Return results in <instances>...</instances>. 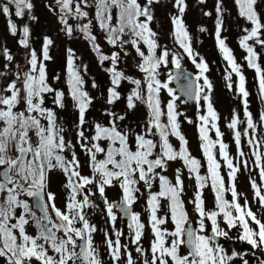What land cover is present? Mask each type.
<instances>
[{"label":"snow or ice","instance_id":"6c2138e0","mask_svg":"<svg viewBox=\"0 0 264 264\" xmlns=\"http://www.w3.org/2000/svg\"><path fill=\"white\" fill-rule=\"evenodd\" d=\"M205 0H198L204 3ZM59 6V20L64 26L62 30L68 36L73 33V26L69 18L81 20L89 17L85 9H95L94 19L101 30L106 33L107 42L118 47L128 55L126 46L131 45L141 58L139 70L144 73L143 81L126 76L123 71L117 70L120 60V51L106 55L96 42L97 37L92 34V20L83 25H76L83 32L91 46L97 53L101 63L111 61L112 67L107 69L111 73L113 87L109 89L108 104H115L121 98L118 88L122 81H129L135 87L126 97V107L129 111L137 107V102L146 106L147 118L141 126L140 132H131L120 122L126 119L125 114L107 111V124L96 122L91 125V131L86 125V112L92 104V97L84 90L85 81L80 69L76 65L75 54L69 49L66 68V84L72 100L78 109V122L75 127V143L66 138V129L57 123V115L53 108L46 106V97H53L52 103L63 108L65 92L49 83L46 61L52 57L49 54L53 44L51 38L45 37L41 56L38 57L33 49L28 60V70L24 71L17 64L16 70L11 73L13 78L0 87V258L5 264H103L93 242V233L97 231L94 224L88 219L86 209L93 207L90 196L95 193L85 191L89 185H95L103 197L106 187L114 186V182L122 190V199L119 202H108L106 211L113 227L117 216L114 209H119L130 223L128 228L132 233V242L137 245L136 252L141 255L145 250L140 246L144 235L145 224L140 215L132 212L131 207L136 202V193L140 191L137 185H143L151 190L153 183L159 181V191L150 192L147 204L149 206V223L154 240L151 243L150 258L143 264H232L236 257H240L242 264H249L243 253L235 250L229 254L218 242L219 237L229 238L228 231L221 226L218 218L222 217L227 228L242 229L239 240L246 242L252 249L264 250V219L258 218L245 200L241 204L240 193L236 188V176L240 171V164L234 163L229 155V145L223 142V133L216 121L219 120L211 102L212 84L206 73L209 66L199 53L195 52L191 36L184 22V13L188 8L186 0H173V7L177 15L171 17L173 37L199 70L188 84L182 87L186 97L182 103L189 100L197 105L203 100L206 104V114L198 116L200 139L207 158V176L200 175L201 163L192 157L187 149L188 141L180 131L177 101L180 96L170 84L180 78L179 73L168 74L167 80L162 81L160 69L171 62L177 70L182 68V54L172 52L159 44L158 33L151 27L154 20V5L160 0H55ZM238 15L246 20L251 27L244 28V35L239 45L247 53L245 60L248 67L255 70L258 78V87L261 97L264 98V67L260 64L261 54L257 46L264 48V19L257 11L258 0H234ZM14 15L23 17L25 9L31 11V0H6L0 3V12L8 17L10 32L15 35L17 26L12 21ZM217 14L215 36L219 50L230 66L227 73L228 87L232 88V74L238 77V93L243 98L246 122H242L238 114L233 115L228 128L233 130L239 156L245 153L240 147L242 133L238 126L246 123L243 136L248 137L254 163L259 168L261 180H264V143L256 139L258 125L248 111L249 92L246 89V77L242 66L237 63L233 51L226 43V37L221 33L225 30L223 14V0H216ZM212 13L205 12L210 16ZM31 19H36L32 16ZM200 31H206L201 28ZM23 39L19 43L29 46L30 29L25 25L22 29ZM144 45L147 49L141 47ZM159 54L157 53V50ZM5 63L0 78L9 76V66L13 56L7 48L3 49ZM199 57V59H198ZM187 79V77H185ZM59 80V75L53 77ZM203 80V84L200 81ZM93 87H96L93 82ZM166 91L170 99L162 104L161 92ZM23 104V108L19 105ZM264 122V113L260 115ZM192 123L191 120L188 121ZM215 130L219 139L213 140L209 132ZM251 133L250 134V131ZM174 136L181 142L177 151L169 137ZM158 137L159 139H155ZM106 142V144L104 143ZM219 146V153L228 169L229 186L226 188L224 177L220 173L221 163L216 159L214 149ZM79 147L88 157V164L92 170L91 176L82 175L81 161L76 148ZM103 154V159H98ZM181 159L190 172L195 173L198 191L194 198L195 207L199 213L198 228H193L189 222V215L185 211L181 194L184 190L183 180L179 169L173 183L166 175L169 161ZM245 167L246 160L242 161ZM54 170L62 172L66 178L65 188L69 190L65 207H57L56 194L48 190L49 174ZM160 170V171H158ZM215 192L216 209L206 210L202 190L207 182ZM254 195L260 206L264 207V185H257L252 181ZM230 192L232 200L225 198V192ZM26 198H33L41 215L37 216ZM161 199L169 201L171 221L174 230L169 231L162 227L168 222V217L158 215ZM49 208L51 212H49ZM19 210V211H18ZM53 215L55 219H53ZM211 221V233L208 234L205 221ZM32 223L37 234L27 231ZM254 225V226H253ZM106 235V244L113 264H120L123 248L127 264H136L132 253L127 251V245H122L120 237L122 231H115V239ZM169 238H171L169 240ZM79 241V243H78ZM186 248V253L182 252ZM52 253V254H50ZM264 264V260L260 262Z\"/></svg>","mask_w":264,"mask_h":264},{"label":"rangeland","instance_id":"374dc122","mask_svg":"<svg viewBox=\"0 0 264 264\" xmlns=\"http://www.w3.org/2000/svg\"><path fill=\"white\" fill-rule=\"evenodd\" d=\"M5 2L6 0H3L0 3ZM31 3L33 4V8L31 11L26 9L23 17H16L14 15V6H10L13 12L11 19L17 26V32L15 35H13L9 30L8 17L0 12V71H3L4 64L8 63L4 58L3 49L7 48L13 56V61L11 62L8 70L9 76L7 79L0 78V87H4L6 83L13 78L11 73L16 70L15 66L17 64H19L21 69L24 71L28 70V60L30 59L31 51L34 49L38 57L41 56V50L45 37H48L53 40V44L49 49V54L52 59L45 62L47 65L49 83L52 84L53 87L65 92V106L63 108H58L54 105L52 103L53 97L51 95L46 97V106L53 108L56 112L57 123L60 121V112L64 111L67 106L70 107L72 117L68 116L66 123L64 124L67 128L65 132L66 138L72 139L75 143V127L78 122V109L76 108L75 101H73L69 95L68 86L66 84V68L69 49H71L75 54L76 65L80 69L81 75L85 77V84L90 81L88 87L89 90L86 89L87 86L84 85V90L88 91L89 95L92 97V104L86 112V120L89 122L86 127L91 129V125L96 122L107 124L109 117L106 115V112L114 111L119 114H127L126 119L120 122L122 127L126 126L130 130V133L134 131L140 132L141 126L147 118V108L144 104L137 102V107L135 109L131 111L127 109L126 97L134 88L132 84L122 81L118 88V91L121 94L120 100H118L115 104H108L109 89L113 87L111 83V73L107 71V69L112 67L111 61H104L103 63L100 62L97 53L93 48H90L91 42L86 38L83 32L73 26L75 23L73 19H69V24L73 26L72 35L68 36L66 32L62 30L64 26L59 20V6L56 5L55 0H31ZM186 3L188 4V8L184 13L183 19L186 26L190 29L189 32L192 47L195 52L199 53L200 57H203L209 66V71L206 75L212 84L211 102L219 116V120L216 121V123L218 124L220 131L223 133V142L229 145V155L234 158V163L240 164V171L237 173L235 181L237 191L240 193L239 202L244 204L245 200H247L252 211L254 210L253 212L257 214L258 218L264 219V207L260 206L258 199L254 195L255 190L252 187V181H255L257 185H264V180H261L259 168L255 165L254 157L251 155L250 147L247 144L248 137L243 136L246 123H241L238 126L242 133L240 147L245 153L242 158L238 153L233 130L227 127L233 118L234 113L239 115L242 122H246L247 116L244 111L243 98L238 93V77L235 74H232V88L229 89L228 87L229 81L226 79V75L231 71V69L227 61L224 59L223 54L219 50L215 36L217 19L215 11L216 0H205L204 3H198V0H186ZM223 7L226 9L223 14L225 30L221 33V36L226 37L228 47L232 49L237 63L242 66V72L246 77V89L249 92V96L247 98L248 111L252 113L253 120L258 125L255 137L264 143V122H261L259 119L260 115L264 113V98L261 97L259 92L258 78L255 70L248 67L247 61L245 60L247 53L239 45L241 36L245 34L243 29L250 28V25L246 20L238 15L237 6L235 5L234 0H223ZM159 9L160 11L156 18H159L158 26H162L166 31L164 36L165 44L169 45L172 43L174 45H172L173 52H180L182 54V66L192 70L195 75L198 74L199 70L192 63L191 59L183 53V49H181L175 42L172 35L173 24L171 17L173 15H177V9L173 7V4L172 11L167 12L161 7H159ZM257 11L261 13L262 19H264V0H258ZM205 12H210L212 14L210 16H206L204 15ZM32 16L36 17V19H31L30 17ZM78 24L83 25L81 20L77 21V25ZM25 25H27L30 29L29 46L27 48L19 43V41L23 39L22 29ZM95 25H98L96 20ZM95 25L92 26V32L96 31ZM201 28L206 29V31H200ZM96 34L98 38H104L100 39L101 43L99 44L104 54L111 55L113 52L120 51V60L117 64V70L123 71L126 76L141 79L143 81L145 74L138 68V65L141 62L138 60L139 57L137 54H131L130 47H126L128 55H124V52L118 47H114L107 42L106 35L103 31H97ZM82 52L87 56V63L81 61ZM257 52L261 54L260 64L264 67V48L257 46ZM169 61L170 62L166 67H161L159 78L162 81L167 80L169 73L173 74V68L175 65L171 62V55ZM56 75H59V80L53 79ZM93 82H95L96 87L92 86ZM200 83L203 84V80H201ZM129 87L130 89L127 90ZM170 87H173L176 90L173 82L170 84ZM164 92L165 95L163 97L161 96L162 104L166 103L170 99L167 92ZM177 95H179L178 92ZM183 100L185 99L180 96V100L177 101L178 111L182 113L179 117L180 131L188 141L187 149L189 153L201 163V167L199 169L200 175L207 176L209 175L206 167L207 161L202 148L203 141L200 139V133L198 130L200 123L198 116L206 114V104L203 100L200 101L199 105H197L196 102L194 104L182 103ZM21 106H23V104H21ZM189 120H191L192 123H189ZM249 131L250 134H252L251 130ZM209 135L213 140L219 139L216 136L214 129L210 130ZM155 139L158 140L159 138L156 137ZM169 139L173 144V147L178 151L181 148V142L174 136H170ZM76 151L81 161L82 175L91 176L92 170L86 160L87 155L82 152L79 147L76 148ZM213 151L214 154L218 155V161L221 163L220 173L224 177L225 186L227 188L230 183L227 175L228 169L223 157L219 153V146L217 145ZM243 160L247 161V167L243 165ZM177 169H179V174L184 185L181 199L184 201L185 211L189 215V222L194 223L195 227L198 228L199 213L195 207V203L193 202L198 191V183L195 178V173L190 172L188 166H186L181 159H177L169 161L167 164V170L161 174L166 175L169 180L175 183ZM65 183L66 178L59 170H54L49 174L48 190L56 194L57 207L62 210L65 207L68 197L66 194L67 188L64 187ZM137 187L140 191L136 193L137 199L133 206L134 212L140 215L141 222L145 224L144 235L140 241V246L145 250L144 255L136 252L135 249L137 245L132 242V233L128 228L129 223L121 217L120 213L116 209L113 210L117 216L115 227H113V224L109 219L107 220V205L105 197L108 202H114L116 200L119 201L122 199V190L120 187L116 185L106 187L103 197L100 195L95 185H89L85 190L95 193L94 196H90L93 207L86 210L94 212L93 215L90 213L87 214L90 223L94 224L97 228V231L93 233V242L99 252L103 264H113L109 255L108 246L105 242V234L114 240L116 238L115 231L117 230L123 232V235L120 237L121 244L127 245V251L132 253L136 264H143L144 259L150 258L151 243L154 240V235L151 231L149 223L150 212L147 200L150 192L159 191V181L157 180L153 183L151 190L147 189L143 185V182H140ZM202 192L206 210H217L215 192L211 186L210 179ZM225 198L231 201V193L226 191ZM26 199L32 206L33 211L36 212V215L39 216V213L36 211L32 203V198ZM158 215L168 217V222L162 227L169 231L174 230L175 225L170 218L169 201L161 199V207ZM218 219L220 220L221 226L228 231L230 237V239L220 237L221 241H219V243L229 254H231L233 250L238 253H243V258L247 259L249 264H260V262L264 260V250L259 248L252 249L246 242L239 240V235L242 231L239 226L229 229L224 224L222 217ZM205 223L207 232L210 234L212 227L211 221L206 220ZM27 231L32 235L37 234V229L32 223L27 226ZM170 239L171 238H169V240ZM124 251L125 250L122 248L120 264H127ZM186 251V248H182V252L186 253ZM0 264H5L4 258H0ZM232 264H242V260L238 256L232 261Z\"/></svg>","mask_w":264,"mask_h":264},{"label":"trees","instance_id":"16d2710c","mask_svg":"<svg viewBox=\"0 0 264 264\" xmlns=\"http://www.w3.org/2000/svg\"><path fill=\"white\" fill-rule=\"evenodd\" d=\"M172 4H173V0H160V3L159 4H156V5H154L153 7H154V19L157 17V14L159 13V11H160V9H159V7H161V8H164L165 9V11H172ZM26 10V9H25ZM86 11H88L89 12V17L87 18V19H81V21H82V23L83 24H85V23H87L88 22V19H91L92 20V26L93 25H95V19H94V16H95V9H94V7L93 8H87V9H85ZM159 17V16H158ZM69 19H72V18H69ZM74 21H75V23L73 24V26L75 27V28H77L76 27V25H77V21L78 20H76V19H73ZM158 20H159V18H156L154 21H152V24H151V27H152V29L154 30V31H156L157 33H158V36H157V39H158V42H159V44L161 45V46H163V47H166L169 51H170V53H172L173 52V48H172V43H170L169 45H167V44H165V33H166V31L164 30V28L162 27V26H158ZM250 25V24H249ZM95 27H96V31H93L92 32V34L93 35H95L96 37H97V43L98 44H100L101 43V40L100 39H104V38H98V36H97V31H103V30H101L100 29V27H99V25H95ZM250 27H251V25H250ZM187 28H188V31H190V29H189V27L187 26ZM104 32V31H103ZM105 33V32H104ZM189 34H190V32H189ZM105 35H106V33H105ZM90 41V40H89ZM91 42V41H90ZM174 46V45H173ZM126 47H130V52H131V54H135L136 55V52H135V50L134 49H132L131 48V46H126ZM141 47L145 50V52H146V54H147V49H146V47L144 46V45H141ZM90 48H92V46H90ZM159 49L157 50V53L159 54ZM178 53H180V52H178ZM138 56V55H137ZM139 57V56H138ZM86 58H87V56H86V54H84L83 52H82V57H81V61H83V62H86L87 63V61L88 60H86ZM140 62H141V58L139 57V59H138ZM169 60H170V57H169ZM160 71H161V69H160ZM85 77L83 76V79H84ZM125 82H128V83H130L129 81H127V80H125ZM89 83H90V81H88L86 84H84L85 86H87L86 87V89H88L89 90ZM131 84V83H130ZM132 86L133 87H135L133 84H132ZM130 89V87L129 88H127V90H129ZM165 92L164 91H162L161 92V94H160V96H164L165 94H164ZM162 101V100H161ZM19 108H23V106H21V105H19ZM147 112H148V110H147ZM68 116H70V117H72V112H71V109H70V107L69 106H67L66 107V109L64 110V111H62V112H60V114H59V117H60V121L58 122V124H61L65 129H67L65 126H64V124L66 123V120H67V117ZM76 123V122H75ZM90 131H91V129H89ZM131 130H132V128H131ZM134 131V130H133ZM135 132V131H134ZM105 144H106V142H104ZM216 155V154H215ZM104 157H103V154H98V159H103ZM205 158H206V156H205ZM216 159L218 160V155H216ZM87 161H88V157H87V159H86ZM206 161H207V158H206ZM206 167H207V162H206ZM114 185H116V186H118L119 187V185L118 184H116L115 182H114ZM67 190V192H66V194H67V196H68V192H69V190L68 189H66ZM210 190V189H209ZM106 191V190H105ZM117 210V209H116ZM87 211V210H86ZM118 211V210H117ZM49 212H51V209L49 208ZM87 213H90V214H94V212H89V211H87ZM122 217V216H121ZM53 219H55V216L53 215ZM110 220V218L108 217V215H107V220Z\"/></svg>","mask_w":264,"mask_h":264},{"label":"water","instance_id":"95a60500","mask_svg":"<svg viewBox=\"0 0 264 264\" xmlns=\"http://www.w3.org/2000/svg\"><path fill=\"white\" fill-rule=\"evenodd\" d=\"M1 1H2V0H0V2H1ZM178 73H179V75H180V78H179L178 80L173 81V83H174V86H175L176 91L178 92V94H179L180 96H182L184 99H186V97H185V95H184V93H183V91H182V87H183V86H186V85L188 84V80L194 78L195 74L193 73L192 70L187 69V67H185V66H182V68H181L180 70H177V69L174 67V68H173V75H177ZM185 77H187V79H186ZM188 103H189V104H194L195 101L189 100ZM120 200H121V199H120ZM120 200H119V201H120ZM119 201L116 200V201H114V202H119ZM32 203H33V205H34L36 211L41 215V211H40V209L36 206V201H35L33 198H32ZM117 210H118V212L120 213V215L122 216V218L125 219V220H127L128 223H130L129 218L126 217V216H124L123 213H122L118 208H117ZM131 211L134 212V206H133V205H132V207H131ZM191 225H192V227H193L194 229L196 228L194 223H191ZM210 233H211V231H210ZM219 241H221V238H220V237L218 238V242H219Z\"/></svg>","mask_w":264,"mask_h":264}]
</instances>
